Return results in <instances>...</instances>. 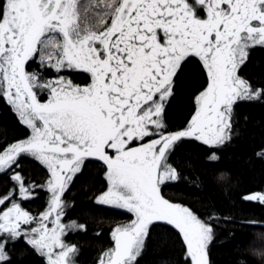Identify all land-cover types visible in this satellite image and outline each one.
<instances>
[{
    "label": "snow or ice",
    "instance_id": "obj_1",
    "mask_svg": "<svg viewBox=\"0 0 264 264\" xmlns=\"http://www.w3.org/2000/svg\"><path fill=\"white\" fill-rule=\"evenodd\" d=\"M257 51L264 0H0V100L16 118L0 139V264H76L68 236L88 223L67 193L93 165L92 207L126 217L107 218L96 264H141L154 245L175 255L160 264H214L220 229L236 236L232 217L166 189L187 179L182 147L217 161L243 108L264 106V75L246 71ZM190 73L199 86L176 122ZM255 155L264 161V146ZM242 200L264 205V187Z\"/></svg>",
    "mask_w": 264,
    "mask_h": 264
},
{
    "label": "trees",
    "instance_id": "obj_2",
    "mask_svg": "<svg viewBox=\"0 0 264 264\" xmlns=\"http://www.w3.org/2000/svg\"><path fill=\"white\" fill-rule=\"evenodd\" d=\"M246 71L253 76L264 75V51L253 54L252 62ZM199 77L189 74L185 80L180 96L174 102L173 118L179 122L187 114L190 107L189 97L199 85ZM247 121L241 120L239 135L219 153V159L212 163L206 162L207 152L204 148L195 149L191 145L182 147L176 159L182 160L186 180L178 182L177 187L166 189L169 195L180 196L195 204L214 203L230 215L233 223L228 228L236 231L234 238L228 236L227 228H221L212 251L214 264H264V256L256 258L257 253L264 254V205L253 204L242 200V196L250 190L264 187V161L256 152L264 146V106L253 104L242 110ZM16 118L3 100H0V139L4 135L14 134ZM90 179L87 183L77 181L76 187L67 193L69 199L75 201L72 218L87 221L88 231L70 234L68 239L78 245L79 252L76 264H95L103 248L108 243L110 220L114 217L124 220L120 211L92 207L90 197L99 187L102 174L96 166H89ZM193 181L198 186H193ZM73 193V194H72ZM70 194V196H69ZM44 197L34 200L38 204ZM31 202L26 205L30 210ZM257 222L255 227H244L242 223ZM103 230L99 237L97 231ZM166 258H175L169 251H161L157 246L151 247L141 264H160ZM31 264H46L43 258L33 256ZM90 261V262H89Z\"/></svg>",
    "mask_w": 264,
    "mask_h": 264
},
{
    "label": "flooded vegetation",
    "instance_id": "obj_3",
    "mask_svg": "<svg viewBox=\"0 0 264 264\" xmlns=\"http://www.w3.org/2000/svg\"><path fill=\"white\" fill-rule=\"evenodd\" d=\"M199 86V85H198ZM197 86V87H198ZM95 167V166H94ZM69 196H70V194H69ZM71 197V196H70ZM33 202V204H31V206H32V208H31V210L32 211H36L37 209H39L40 207H41V205L43 204V202H44V200L42 199L41 200V202H38V204L36 203V201L34 202V201H32ZM109 210V209H108ZM112 211H114V210H112ZM90 262V261H89ZM91 263V262H90ZM89 263V264H90Z\"/></svg>",
    "mask_w": 264,
    "mask_h": 264
},
{
    "label": "clouds",
    "instance_id": "obj_4",
    "mask_svg": "<svg viewBox=\"0 0 264 264\" xmlns=\"http://www.w3.org/2000/svg\"><path fill=\"white\" fill-rule=\"evenodd\" d=\"M262 256H264V254H261V253H257V254H256V258H257V259H260Z\"/></svg>",
    "mask_w": 264,
    "mask_h": 264
},
{
    "label": "rangeland",
    "instance_id": "obj_5",
    "mask_svg": "<svg viewBox=\"0 0 264 264\" xmlns=\"http://www.w3.org/2000/svg\"><path fill=\"white\" fill-rule=\"evenodd\" d=\"M73 194V193H72ZM117 211H120V210H117ZM81 221V220H80ZM82 222V221H81ZM110 227V226H109ZM107 235H108V233H107ZM71 239H69V241H70ZM108 241H109V235H108ZM98 250H102V248H100V249H98ZM100 254V253H99ZM96 264V263H95Z\"/></svg>",
    "mask_w": 264,
    "mask_h": 264
}]
</instances>
